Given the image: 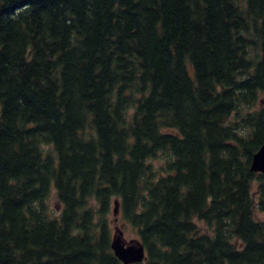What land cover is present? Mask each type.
Masks as SVG:
<instances>
[{
    "label": "trees",
    "instance_id": "obj_1",
    "mask_svg": "<svg viewBox=\"0 0 264 264\" xmlns=\"http://www.w3.org/2000/svg\"><path fill=\"white\" fill-rule=\"evenodd\" d=\"M263 139L264 0H0V264H264Z\"/></svg>",
    "mask_w": 264,
    "mask_h": 264
},
{
    "label": "water",
    "instance_id": "obj_2",
    "mask_svg": "<svg viewBox=\"0 0 264 264\" xmlns=\"http://www.w3.org/2000/svg\"><path fill=\"white\" fill-rule=\"evenodd\" d=\"M250 170L264 173V139L251 157ZM116 208L117 202L114 201V214H116ZM110 247L115 257L123 264L142 262L146 258L142 243L138 239H125L122 231L116 227L111 234Z\"/></svg>",
    "mask_w": 264,
    "mask_h": 264
},
{
    "label": "rangeland",
    "instance_id": "obj_3",
    "mask_svg": "<svg viewBox=\"0 0 264 264\" xmlns=\"http://www.w3.org/2000/svg\"><path fill=\"white\" fill-rule=\"evenodd\" d=\"M160 163H161V161L157 160L155 162V165H158ZM50 206L52 208L56 207L55 208L56 212H58L59 207H60V206H58L56 204V201L54 200V198H52L50 200ZM113 208H114V204H111L110 209H109V213H108V217H109V220L111 222V234H112L114 228L116 227V228H119L122 231L123 236H124L125 239H127V240H129V239H137L135 231L132 230V227L130 225H128L127 223H123L118 209L116 208V214H114ZM261 217L264 218V214H261Z\"/></svg>",
    "mask_w": 264,
    "mask_h": 264
}]
</instances>
